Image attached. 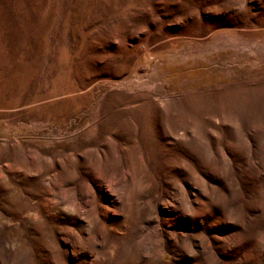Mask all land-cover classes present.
<instances>
[{"label":"rangeland","instance_id":"1","mask_svg":"<svg viewBox=\"0 0 264 264\" xmlns=\"http://www.w3.org/2000/svg\"><path fill=\"white\" fill-rule=\"evenodd\" d=\"M0 264H264V0H0Z\"/></svg>","mask_w":264,"mask_h":264}]
</instances>
